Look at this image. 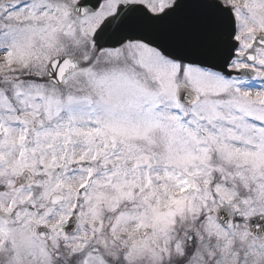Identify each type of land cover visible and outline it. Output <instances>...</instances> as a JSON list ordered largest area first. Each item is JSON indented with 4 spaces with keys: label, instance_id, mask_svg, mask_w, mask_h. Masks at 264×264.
Returning a JSON list of instances; mask_svg holds the SVG:
<instances>
[{
    "label": "snow or ice",
    "instance_id": "obj_1",
    "mask_svg": "<svg viewBox=\"0 0 264 264\" xmlns=\"http://www.w3.org/2000/svg\"><path fill=\"white\" fill-rule=\"evenodd\" d=\"M0 264H264V0H0Z\"/></svg>",
    "mask_w": 264,
    "mask_h": 264
}]
</instances>
